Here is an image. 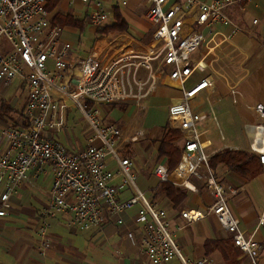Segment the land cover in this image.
<instances>
[{
	"label": "built area",
	"instance_id": "1",
	"mask_svg": "<svg viewBox=\"0 0 264 264\" xmlns=\"http://www.w3.org/2000/svg\"><path fill=\"white\" fill-rule=\"evenodd\" d=\"M49 1L0 0V80L8 85L21 79L28 88L23 121L0 129V217L12 212L11 198L20 192L32 170L41 173L51 167L52 187L40 212L43 244L48 242L50 218L66 215L73 227L86 231L100 228L110 215L121 216L139 205L134 221L142 231V249L151 264H164L173 258L181 259L183 264H212L208 257L187 261L174 239L175 231L208 216L231 234L235 246L252 264H258L261 245L240 228L230 209V199L238 189L214 175L210 155L200 141L199 126L207 115L196 111L193 104L202 91L213 86L206 75L205 55L194 58L206 44L204 30L216 23L233 24L228 8L243 0H183L185 6L178 1L169 4L170 0H146V17L153 29L150 49L124 45L114 54L91 53L85 57L76 55L73 45L62 40V26L51 24ZM71 1L83 3L90 25H108L103 0ZM190 12L196 18L189 26L190 32H186ZM242 13L249 16L246 11ZM257 22L253 20V24ZM237 29L235 26L233 31ZM3 42L10 50H4ZM196 74L200 79L189 86ZM163 76L182 90V96L169 106V119L187 135L175 168L160 163L155 175L161 183L170 182L173 175L186 185L192 177L203 180L214 197L205 211L182 209L179 214L183 222L174 228L169 225L166 210L152 203L138 186L134 161L120 155L119 148L125 143L122 129L104 123L99 109L112 103L146 108V101ZM70 110L80 112L92 131L87 146L78 150H68L58 136L67 125ZM255 110L259 121L249 129V149L264 165V105L258 104ZM144 137L145 132L139 131L127 141L136 143ZM110 156L118 163L117 172L108 168ZM119 175L123 177L122 185L132 193L125 200L119 199V185L114 183ZM259 225L264 226V210Z\"/></svg>",
	"mask_w": 264,
	"mask_h": 264
},
{
	"label": "crops",
	"instance_id": "2",
	"mask_svg": "<svg viewBox=\"0 0 264 264\" xmlns=\"http://www.w3.org/2000/svg\"><path fill=\"white\" fill-rule=\"evenodd\" d=\"M103 1L109 15L108 25L115 24V13L119 11L128 23L127 29H113L105 33L103 28L90 25L85 6L80 1L58 0L54 7L48 8L51 24L64 28L62 40L73 45L76 55L85 57L94 53L106 56L117 53L124 45L141 50L152 47L153 29L146 17L149 7L146 0H126V5L122 4L123 0ZM176 1L185 6L183 0H170L169 4ZM242 10L249 16L244 17ZM227 12L233 24L216 23L205 28L206 44L194 54L196 59L205 55L206 75L213 81V86L202 91L193 101L195 110L204 111L207 115L199 130L200 141L210 158L224 149L251 153L248 132L259 121L255 107L264 105V0H243L230 6ZM58 16L69 17L82 25L60 23ZM195 18L194 12H190L186 18V32ZM254 19L258 21L256 24H253ZM235 26L238 29L233 31ZM88 27L93 31L90 39L85 36ZM96 29L99 33H96ZM86 40H94L90 49ZM4 45V50H10L7 43ZM199 79V74L193 76L188 82L189 86ZM181 96L182 90L165 76L146 101L144 109L128 103L103 104L99 107L104 123H113L122 129L125 143L124 147L119 148L120 155L134 161L138 186L152 203L166 210L171 228L183 222L179 214L182 209L205 211L214 201L205 181L192 177L187 181L189 185H186L184 180L173 175L170 183L185 193L184 199L176 203L168 196L154 172L160 163L171 170L177 165L171 168L169 158L161 156L159 148L165 129L180 130L169 119V106ZM27 99L26 81L15 79L6 85L0 80V129L9 124L19 125L23 121ZM76 113L80 112L69 111L67 125ZM219 118L226 121L229 131L234 126L239 133L232 135L222 131L221 137L212 133L214 124L219 125ZM139 131H144L145 137L139 142L129 143L127 140ZM186 135L182 131V138L175 142L181 152ZM60 142L68 150H78L88 144L87 141L76 147L61 139ZM107 165L113 172L118 171V163L113 157L107 158ZM212 170L219 181L238 189V194L230 199V209L240 228L260 243L258 264H264V226L259 225L264 210V165L260 174L252 179L228 170L222 163ZM52 177L51 167H46L41 173L32 170L20 192L11 198L12 212L0 217V264H151L142 249V231L134 221L139 205L127 209L121 216L110 215L100 228L86 231L73 227L66 215L50 218L48 242L43 244L40 212L48 201ZM122 180V175H119L114 183L119 185V199L125 200L132 193L128 186L122 185ZM119 218L123 219L122 223L118 222ZM174 239L187 261L208 257L213 260L212 264H252L235 246L231 234L211 216L175 231ZM164 264L183 262L173 258Z\"/></svg>",
	"mask_w": 264,
	"mask_h": 264
},
{
	"label": "trees",
	"instance_id": "3",
	"mask_svg": "<svg viewBox=\"0 0 264 264\" xmlns=\"http://www.w3.org/2000/svg\"><path fill=\"white\" fill-rule=\"evenodd\" d=\"M58 0H51L50 6L48 8H52L56 5ZM116 22L113 25H107L103 27V32H108L113 29L125 30L128 28V23L123 19L119 11L115 13ZM60 23H72L81 26L82 23L70 19L69 17H57ZM182 138V131L178 129H165V132L160 139V148L159 153L162 156H167L170 161L171 168L178 163L181 155V151L175 142ZM219 163L225 165V167L230 170L241 174L242 176L252 179L256 177L262 171L263 164L261 161L254 156L252 153L243 150H231L224 149L218 153H216L213 157L210 158V166L214 169ZM163 188L168 192V196L175 201L176 203L181 202L185 193L179 189H176L173 184L170 182L162 183ZM234 243V241H233Z\"/></svg>",
	"mask_w": 264,
	"mask_h": 264
},
{
	"label": "rangeland",
	"instance_id": "4",
	"mask_svg": "<svg viewBox=\"0 0 264 264\" xmlns=\"http://www.w3.org/2000/svg\"><path fill=\"white\" fill-rule=\"evenodd\" d=\"M96 31H97L96 33H99L98 29H96ZM92 35H93L92 28L88 27L87 34L85 36L87 39H90ZM93 41L86 40L87 47L89 49L91 48ZM70 120L68 121V125L65 127V129L61 130L58 133L59 138L64 142L66 143L69 142L70 144L76 147L81 146L85 142L89 141V139L92 136V133L90 134L91 129H89V126L87 125L86 121L81 117L80 113H76L74 116L70 118ZM218 121H219V125L214 124V126L212 127V133L217 134L219 137H221L222 131L225 134L231 133L232 135H236L239 133L238 128H235L234 126L229 131L228 125L223 118H219Z\"/></svg>",
	"mask_w": 264,
	"mask_h": 264
}]
</instances>
